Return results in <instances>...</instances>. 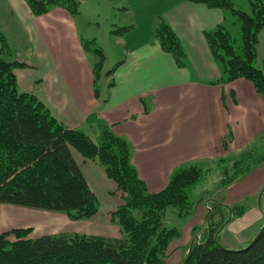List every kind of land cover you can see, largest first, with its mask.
<instances>
[{
    "label": "trees",
    "instance_id": "1",
    "mask_svg": "<svg viewBox=\"0 0 264 264\" xmlns=\"http://www.w3.org/2000/svg\"><path fill=\"white\" fill-rule=\"evenodd\" d=\"M185 1L232 13L241 30V53L223 24L204 33L214 59L223 68L219 81L247 79L264 98V56L262 66L256 65L259 36L264 29V0H249L250 11L235 7L232 0ZM28 3L36 15L53 7H63L74 16L79 12L78 0H28ZM127 30L113 29L112 32L124 34ZM154 37L178 67L186 66L183 43L162 15L158 16ZM0 43L1 54H10L9 40L1 30ZM81 43L85 51H91L96 58L92 70L94 91L98 96L103 75H114L123 60L104 73L103 48L95 45V39H82ZM2 55L0 203L64 211L74 220L95 216L99 199L73 155L75 149L84 158L99 164L116 183L121 203L111 212V221L119 225L121 234L61 233L30 238L31 227L16 228L0 232V264H163L170 241L179 234L177 227L165 225L166 211L175 207L179 217L193 211L196 205L193 189L211 170L209 164L214 161L180 165L171 173L165 188L152 192L132 163V147L124 137L116 135L110 125L95 114H91L88 121L99 129L96 141L84 130L67 126L36 94L18 90L15 67L26 64ZM231 137L229 134L223 139L224 149ZM262 163L264 133L238 158L229 163L228 160L213 163L215 167H222L218 187L230 186ZM243 208L220 202L210 205L208 234L204 240L193 242L189 258L186 255L181 264H264V226L251 243L240 249H230L217 240L216 234L230 215H243ZM216 216L217 221L213 220Z\"/></svg>",
    "mask_w": 264,
    "mask_h": 264
},
{
    "label": "crops",
    "instance_id": "2",
    "mask_svg": "<svg viewBox=\"0 0 264 264\" xmlns=\"http://www.w3.org/2000/svg\"><path fill=\"white\" fill-rule=\"evenodd\" d=\"M141 1L143 8L148 0ZM154 1L162 3L153 15H162L183 43L187 54L185 67H178L173 57L164 52L152 36L127 49L128 57L114 75H103L100 92L96 96L93 61L88 58L75 25L72 24L75 16L63 7H56L43 16L50 27L49 42L44 43L47 51L45 54L55 64L51 63L45 79L29 78L31 83L45 86L44 92L49 99L42 97L37 89L32 92L38 94L67 126L98 136V127L88 121L89 116L95 114L108 123L116 135L124 137L132 147V163L152 192L165 188L171 173L178 166L213 160L221 154L246 147L264 133L263 96L247 79L238 78L225 83L219 81L224 74L223 68L214 59L204 36L205 31L212 30L219 24H223L231 32L227 22L239 31V24L232 13L185 0ZM11 16L19 21L17 14L12 11ZM25 30L22 25L23 34ZM54 30L58 33L53 32ZM39 33L41 38V32ZM25 36L29 37V34ZM29 42L31 44L30 38ZM258 52L262 59L264 29L259 36ZM107 71L105 69L104 73ZM16 77L18 81L17 74ZM253 106L256 107L255 110ZM245 110L248 111L249 118H253V125L248 120L243 121L247 116ZM237 127L242 130V137L237 135ZM251 129L254 130L247 132ZM229 134L232 142L229 149L225 150L223 139ZM73 155L99 199V209H103L105 213L100 214L99 210L92 218L112 222L111 212L121 203L116 183L99 164L79 153ZM261 167L264 168V163L258 168ZM263 173L264 170L260 175ZM249 175L251 173L246 175L247 179ZM262 177L264 182V175ZM240 183L242 179L229 186L232 198L237 194L235 188ZM104 199L108 201L105 202ZM226 203L225 205L232 206L231 203ZM106 214L109 216L103 218ZM243 215H236L233 222L225 225L216 234L217 240L219 241L223 231L233 230L243 224ZM259 216L258 221L263 226L261 213ZM229 227L230 230H227ZM120 234L117 225L116 232L103 235ZM226 242L229 244L228 240ZM190 245L191 243L187 252Z\"/></svg>",
    "mask_w": 264,
    "mask_h": 264
},
{
    "label": "rangeland",
    "instance_id": "3",
    "mask_svg": "<svg viewBox=\"0 0 264 264\" xmlns=\"http://www.w3.org/2000/svg\"><path fill=\"white\" fill-rule=\"evenodd\" d=\"M232 1L235 7L250 11L249 0ZM141 2V0H78L79 12L75 15L72 24L75 25V29L81 40L95 39V45L103 48L106 55L104 70H110L118 62L126 60L128 48L130 49L135 44L146 41L149 37L152 38L154 36L159 15L155 17L153 13L159 9L162 2L158 4V1L148 0L147 4L153 3L147 8H145L147 4L142 8ZM247 3H249V6H247ZM53 8L44 14L36 15L32 12L28 0H0V30L6 35L10 43V54L4 56L0 52V55L10 60L17 59L26 64L15 67V73L18 75L17 88L19 91L32 92L34 89H37L44 98L48 97L44 92V90L46 91L45 86L31 83L29 78L36 80L43 77L45 79L51 63L55 64L53 61H49L51 58L48 57V54H45L47 51L44 45V43L48 44L49 42L48 33L50 27L48 26L46 17L43 16L48 14ZM11 11L17 14L19 21L13 19ZM227 23L231 30V36L235 40V46L238 52L241 53L240 26L239 31H237L233 27V24ZM21 24L26 28L25 34L21 31ZM45 28L47 29L45 30ZM121 28L128 30L124 31V34L112 32L113 29ZM26 32L29 34V37L25 36ZM39 32H41V38ZM53 32L58 33L57 30ZM87 56L91 61H95L96 59L91 51L87 52ZM256 65L262 66L261 58L257 59ZM52 74L54 75L53 71ZM32 93L36 94L35 92ZM36 95L39 97L38 94ZM253 109L255 110L256 107L253 106ZM245 111L247 116L243 121L246 122L248 120L253 125V118H249L248 111ZM236 133L240 137L243 136L242 130L238 127ZM90 137L95 141L98 138L94 134H91ZM231 142L232 137L225 150L229 149ZM251 145L252 143L236 151L221 154L214 158L213 161L227 163L228 160L229 163L231 160L238 158ZM72 152L78 154L75 149ZM214 162L209 164L211 170L207 171L206 176L193 189L192 198L196 202L193 211L185 217H179L175 207L167 209L165 225L177 227L179 234L170 241L163 264H181L185 258L183 256L187 254L189 244L194 239L199 241L204 240L208 234V216L210 205L213 203L220 202L221 204H225L229 202L232 205L244 207L243 224H239L238 228H234L233 230H230L229 227L227 230L230 231H223L219 237L220 243L231 249L246 247L256 238V235L264 226H260L258 221L260 213L261 219L264 221V196L261 197L262 190L264 189V182L262 180L264 173L260 175L264 168H258L261 164L251 172L249 179H247V176L242 178V183L238 184L235 188L238 195L236 194L232 198L233 194L228 191L229 186L218 187L222 179V167H215L216 164H213ZM259 179L261 180L258 181ZM104 201L107 202L108 199H104ZM99 210L100 214H105L103 209ZM107 216L109 214L104 215L103 218ZM236 218V215H231L227 221L228 224ZM218 219L219 217L216 216L213 220L217 221ZM29 227H31V231L28 234L30 238L61 233L103 235L117 231L115 223H108L103 219L88 218L74 220L70 219L64 211L46 210L12 203H0V232ZM10 237L15 239L14 235ZM226 240L229 241V244Z\"/></svg>",
    "mask_w": 264,
    "mask_h": 264
},
{
    "label": "water",
    "instance_id": "4",
    "mask_svg": "<svg viewBox=\"0 0 264 264\" xmlns=\"http://www.w3.org/2000/svg\"><path fill=\"white\" fill-rule=\"evenodd\" d=\"M192 246H193V243H191L190 248L188 250V254H187V257H186L187 259L189 258L190 254H191Z\"/></svg>",
    "mask_w": 264,
    "mask_h": 264
}]
</instances>
